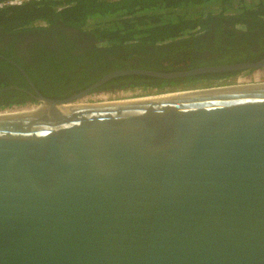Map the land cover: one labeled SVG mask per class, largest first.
<instances>
[{
  "label": "water",
  "instance_id": "95a60500",
  "mask_svg": "<svg viewBox=\"0 0 264 264\" xmlns=\"http://www.w3.org/2000/svg\"><path fill=\"white\" fill-rule=\"evenodd\" d=\"M263 67L0 112V264H264V81L78 102Z\"/></svg>",
  "mask_w": 264,
  "mask_h": 264
},
{
  "label": "trees",
  "instance_id": "16d2710c",
  "mask_svg": "<svg viewBox=\"0 0 264 264\" xmlns=\"http://www.w3.org/2000/svg\"><path fill=\"white\" fill-rule=\"evenodd\" d=\"M40 21L46 26L62 22L94 38L95 52L84 55L82 64L72 63L67 56L59 63V70L48 69L52 81L48 82L49 88L44 86L46 90L39 87L40 73L32 75L25 66L37 88L50 92L46 95L49 98H59L60 91L69 94L71 86L91 84L117 69L172 71L253 62L264 57V0H40L0 8L3 30L20 27L25 31L40 25ZM51 67H57L55 61ZM261 69L172 79L122 75L92 94L136 87L164 93L213 86L225 84L243 71ZM35 102L12 99L0 102V108Z\"/></svg>",
  "mask_w": 264,
  "mask_h": 264
},
{
  "label": "flooded vegetation",
  "instance_id": "af4514ba",
  "mask_svg": "<svg viewBox=\"0 0 264 264\" xmlns=\"http://www.w3.org/2000/svg\"><path fill=\"white\" fill-rule=\"evenodd\" d=\"M39 24L37 26L40 27L36 26L25 31H20V27L12 29L14 31L0 29V78L3 80L0 84V102L12 99H34L36 102L32 104L43 103L39 97L49 98L46 95L50 92L46 93L37 88L26 67L30 68L32 75L34 72L40 73L39 87L46 90L44 86L49 88L48 82L52 81L48 77V73H51L48 69L55 72L59 70V63L67 56H70L72 63L80 65L83 63L80 60L84 55L95 52L94 38L89 33L62 22L46 26L44 21H40ZM52 61L56 62V68L51 67ZM61 83L65 84L64 81ZM91 84L73 85L69 89V94L60 91L59 98L51 99L68 98L82 92ZM60 88L67 89L64 85Z\"/></svg>",
  "mask_w": 264,
  "mask_h": 264
},
{
  "label": "rangeland",
  "instance_id": "374dc122",
  "mask_svg": "<svg viewBox=\"0 0 264 264\" xmlns=\"http://www.w3.org/2000/svg\"><path fill=\"white\" fill-rule=\"evenodd\" d=\"M264 80V67L261 70L256 71H243L242 73L237 74L234 78L229 79L226 84H242V83H249V82H262ZM193 89V88H192ZM185 90V89H184ZM155 94L153 90L143 89L140 87H136L133 89H126V90H118L114 92H104V93H97L91 94L88 98L80 99L78 102H90V101H105L111 99H118V98H130L136 96H145V95ZM38 104H26L22 107L23 111H29L36 109L35 107ZM13 108L17 107L15 105L11 106ZM27 107V108H26ZM31 107V108H29ZM15 110V109H13ZM21 110L20 108L16 109V111ZM9 112V111H8Z\"/></svg>",
  "mask_w": 264,
  "mask_h": 264
},
{
  "label": "built area",
  "instance_id": "2783aa9c",
  "mask_svg": "<svg viewBox=\"0 0 264 264\" xmlns=\"http://www.w3.org/2000/svg\"><path fill=\"white\" fill-rule=\"evenodd\" d=\"M27 1H40V0H0V8L4 7V6H14V5H21ZM16 106V105H15ZM23 106H17L15 108L13 107H6L1 109L0 108V112H6L8 109L16 111V109L18 108H22Z\"/></svg>",
  "mask_w": 264,
  "mask_h": 264
},
{
  "label": "bare ground",
  "instance_id": "6f19581e",
  "mask_svg": "<svg viewBox=\"0 0 264 264\" xmlns=\"http://www.w3.org/2000/svg\"><path fill=\"white\" fill-rule=\"evenodd\" d=\"M149 95H150V94H149ZM8 111H9V112H8ZM32 111H33V110L23 111V109L20 110V111H14V110H10V109H8V110L6 111V113H7L8 115H19V114H28V113H32Z\"/></svg>",
  "mask_w": 264,
  "mask_h": 264
}]
</instances>
